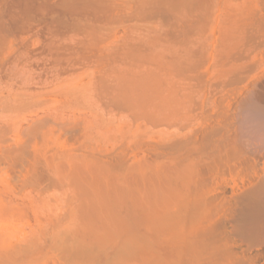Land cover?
Here are the masks:
<instances>
[{"label": "bare ground", "instance_id": "bare-ground-1", "mask_svg": "<svg viewBox=\"0 0 264 264\" xmlns=\"http://www.w3.org/2000/svg\"><path fill=\"white\" fill-rule=\"evenodd\" d=\"M7 88L0 264H264V0H0Z\"/></svg>", "mask_w": 264, "mask_h": 264}, {"label": "rangeland", "instance_id": "rangeland-1", "mask_svg": "<svg viewBox=\"0 0 264 264\" xmlns=\"http://www.w3.org/2000/svg\"><path fill=\"white\" fill-rule=\"evenodd\" d=\"M119 42L121 43L122 41H119ZM120 43H119V44H120ZM120 45H121V44H120ZM95 64H96V63H95ZM95 64H94V66H95ZM96 65H97V64H96ZM51 75H52V74H51ZM48 76H49V75H48ZM20 77H21V76H18V77H16V78L14 77V79H11V81L13 80L12 83H11L10 80H7V82H8L9 84H13L14 80L16 79L15 82H14V84L16 83V85L19 86V89H22L23 85H21V84H22L23 82H25V80L28 81V79H25V78H27V76H26V77H25V76H22V78L24 77V78H23L24 80H22ZM18 78H20V79H18ZM17 79H18V81H17ZM38 79H39V78H38ZM49 79H50V76H49ZM36 80H37V78H36ZM43 80H46V78L44 77ZM85 80H87V78H86ZM9 81H10V82H9ZM16 81L19 82V84H18ZM22 81H23V82H22ZM32 82H33V81H32ZM20 83H21V84H20ZM26 83H27V82H26ZM26 83H24V84H26ZM29 83H30V81H29ZM29 83L26 84V85L23 87V89H24V88L26 89V86H28V85L31 86L32 83H31V84H29ZM35 83H37V82H35ZM45 83H47V82H45ZM45 83H44V86L46 85ZM14 84H13V87H14ZM48 84H49V82H48ZM20 85H21L22 87H20ZM11 86H12V85H9V87L11 88L10 90L12 91V87H11ZM17 86H15V87H17ZM34 86H35V85H34ZM36 87H37V86H36ZM45 87H46V86H45ZM13 89H14L13 91H15V92L18 91V90H17L18 87H17V89H16V88H13ZM15 89H16V90H15ZM41 89L43 90V89H47V88H40V87H39V90H41ZM48 89H49V88H48ZM48 89H47V90H48ZM5 90H7V91H5ZM5 90L3 89V91H4L5 93H4L2 90H0V94L3 95V96H4V94H5V96H7L9 88H7V89H5ZM47 90H46V91L43 90V91H45V93H43L45 99L48 98V95H50V94H47V93H46V92H48ZM11 91H10V92H11ZM13 91H12L11 93H12V94H15V92L13 93ZM21 91H22V90H21ZM49 91H50V89H49ZM18 92H19V95H18ZM18 92L15 94V96H13L12 94H10V95H12L13 97H15L16 99H21V97H20V90H19ZM22 92L26 93L25 90L22 91ZM22 92H21V93H22ZM6 93H7V94H6ZM24 93H22V94H24ZM22 94H21V96H22ZM41 94H42V93H41ZM45 94H47V95H46L47 97H45ZM1 95H0V97H2ZM8 95H9V94H8ZM10 95H9V96H10ZM17 95H18L20 98H18ZM26 95H27V93H26ZM43 95H41V97H42ZM5 96H4V97H5ZM16 96H17V97H16ZM24 96H25V95L22 96V99H24V101H27V99H25V98H27V97H24ZM27 96H29V95H27ZM10 97H11V96H10ZM10 97H9L8 100H10ZM13 97H12V100H14ZM41 97H38V98H36V99L40 101V100L43 99V97H42V99H41ZM49 97H50V96H49ZM57 97H58V98H57L58 100L63 99V100L65 101L64 96H60V97L57 96ZM39 98H40V99H39ZM16 99H15V100H16ZM28 99H29V97H28ZM36 99H35V102H34L33 107H35V108H36V111H38L36 115L39 114V117H40V116H44L43 114H45V113L48 114V113H47V112H49L48 109H47L48 107H49V109H51V110H50V114H49V115H51V112H53L52 108H54V106H55V108H58V109H59L61 106H63V105H61V104H59V103H57V104H59V105H57V104L55 105L53 102H50V103H53V104H50V105H53V106H51V107H52V108H51L50 106H48L49 103H48V104H47V103H41L42 105L45 104V105H44V108H45V106H46V104H47V106H46V109H47V110H46V109L43 108V106H41V104H40L38 101H37V102H38L40 105L36 102ZM30 100H31V99H30ZM30 100H28V101H30ZM17 101L20 102L21 100H17ZM24 101L22 100V102H20V103H23ZM28 101H27L26 104H25V102H24L25 105H24V104L17 105V104H19V103L16 104V102L14 101L15 104H16L17 106H16V105L11 106V107H9L7 110H9V109H14V108H15V109L17 108L18 110L21 109L22 111L20 110L19 115H20V114L24 115L23 113H24V112L27 113V112L24 111V110L21 108V106L26 107V106H29L28 104H33V102L30 103V102H28ZM42 101H43V100H42ZM40 102H41V101H40ZM9 103H10V102L8 101V105L5 106V108H7L8 106H10ZM11 103H12V101H11ZM11 103H10V104H11ZM35 103L38 104L39 107H38L37 105H35ZM95 103H96V102H95ZM95 103H93V105H95ZM13 104H14V103H13ZM13 104H12V105H13ZM3 105H4V104H1L0 111H2V110H1L2 107L4 108ZM5 105H6V104H5ZM60 105H61V106H60ZM64 105H65V104H64ZM18 106H20V107H18ZM36 106H37L38 108H37ZM57 106H58V107H57ZM59 106H60V107H59ZM82 106H83V107H82ZM82 106H81L82 108L85 107L84 105H82ZM87 106H88V105H87ZM98 106H99V105H97V107L95 106L96 109H98ZM91 107H92V105H91ZM95 107L93 106L92 108H95ZM3 108H2V109H3ZM35 108H34V109H33V108L31 109L32 112H29L30 110H28L29 114H31V115H29V114L27 115V114H26L25 117L27 118V120H26V122L24 121V122H25V123H24V126L26 125L25 128L28 127V126L30 127V125H31V124H28L27 121L30 122V119H31V122H32V119H33V118H36V115L33 114V111H35ZM40 108H42L44 111H42ZM55 108H54V109H55ZM86 108L89 109L88 107H86ZM15 109H14V110H10V111H14V112H16ZM37 109H38V110H37ZM61 110H63L62 107H61ZM64 110H65V107H64ZM64 110H63L62 112L65 114V116H67V114H68V116H69V115H71L72 113H75V112H76V114H72V115H77V114L79 115V114H81V112H82L81 109H80V107H79V109L76 110L75 112H72V113L70 112V114H69V111H67V110H69V109L65 110V112H64ZM85 110H86V109H85ZM85 110L83 111V114H82V115H84V114L87 115V114H88L87 116H91V115H90V114L92 113V112L90 113L91 108H90V110H88L89 113H86L87 110H86V112H85ZM10 111H6V112L11 113ZM79 111H81V112L79 113ZM3 112H4V110L2 111V113L0 112V113H1V114H0L1 117H2V115L4 116V114H5V115L7 114V115H6V118H7V116L9 117V115H12V116H13V117H12V119H13V122H12V123L16 124V122H17L16 120H17V119H15L16 117H14V115H15V116H18V114H14V112H12L11 114L8 115V113H6V112L3 113ZM22 112H23V113H22ZM84 112H85V113H84ZM95 112H96V110H95ZM16 113H18V112H16ZM96 113H97V112H96ZM32 114H33V115H32ZM72 115H71V116H72ZM31 116H34V117L31 118ZM4 117H5V116H4ZM4 117H2V119L0 118V123H1V121L3 122V119H4V121L7 120L6 122L9 123L10 126H11V123H10L9 120H8V119L11 118V117H9V118H7V119H5ZM21 117H23V116H21ZM94 117H95V116H94ZM90 118H91V117H90ZM12 119H10V121H12ZM91 119H93V117H92ZM91 119H90L91 124H89L90 122H88L87 124H88V126L91 125L92 127H93V126H94V127L92 128V127L90 126V127H89V130H91L92 132H94V131H95L94 129H97V131H98V129H100V127H102V126L99 125V127L97 128V126H98L97 123H93V122H96L95 118L93 119V120H95V121H92ZM116 120H117V119H116ZM119 121H120V119L117 120L118 123L115 121L116 124H119ZM124 121H125V122H124ZM124 121H123L124 124H125L126 122H127V123H126L127 125L129 124L127 120H124ZM31 122H30V123H31ZM97 122H98V121H97ZM115 122H114V124H115ZM92 123H93V124H96V125H92ZM98 123H99V122H98ZM27 124H28V125H27ZM0 125H1V126L3 125V126H2V130H5V129L3 128L4 126L7 127V128H8V126H9V125L6 126V123H5V125L2 124V123H1ZM12 125H13V124H12ZM1 126H0V130H1ZM86 126H87V125H86ZM128 126H129V125H128ZM128 126L126 127V132L129 131ZM11 127H12V126H11ZM49 127H50V126H49ZM49 127H48V128H49ZM55 128H56V129H55ZM55 128H53L55 131H56L57 129H59V128H57V127H55ZM90 128H92V129H90ZM9 129H10V127L8 128V130H9ZM12 129H13V131H12ZM12 129L10 130V135H11L13 138L15 137V139L17 138L16 140H18L19 137H20V138L22 137V135H21V136L19 135V137H16V136H18V135H17L18 133L15 135V133H14L15 130H14V128H12ZM26 129H27V128H26ZM49 129L51 130V128H49ZM53 129H52V130H53ZM46 130H47V127H46ZM52 130H51V131H52ZM6 131H7V130H6ZM11 131H12L14 134L11 133ZM63 131H64V130H63ZM63 131L61 132V134L63 133ZM7 132H8V131H7ZM58 132H59V130H57L56 132H53V131H52V132H51L52 134H50V135L52 136L53 133L56 134V133H58ZM8 133H9V132H8ZM48 133H49V132H48ZM59 133H60V132H59ZM59 133H58V134H59ZM95 133H96V131H95ZM127 133H129V132H127ZM64 134H65V132H64ZM96 134H97V133H96ZM96 134H94V135H96ZM62 135H63V134H62ZM62 135H61V137H62L63 139L66 138V136L63 137ZM128 137H129V136H128ZM22 138H23V139H22ZM22 138L20 139V143H22L23 140H25V139L27 138V136H26V137L24 136V137H22ZM52 139H53V138H52ZM11 142H12V141H11ZM13 142H14V141H13ZM15 142H16V141H15ZM18 142H19V140H18ZM7 143L9 144V142H7ZM16 143H17V142H16ZM49 143H50V142H49ZM51 143H52V142H51ZM14 144H15V143H14ZM14 144H12V145L10 144L9 146H10V147H11V146H12V147H15L18 143L15 144V145H14ZM4 145H6V144H4ZM29 213H30V210L28 211V215H29L28 218H29V220H30V222H31V225H35V224H34V223H35V219H34V218H35V214L32 213V214H34V217H33V215H32L31 213H30V214H29ZM27 228H28V227H27ZM28 229H29V228H28ZM49 264H52V262L50 261Z\"/></svg>", "mask_w": 264, "mask_h": 264}]
</instances>
